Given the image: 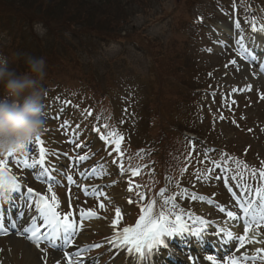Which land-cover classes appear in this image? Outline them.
<instances>
[{"label": "rangeland", "instance_id": "1", "mask_svg": "<svg viewBox=\"0 0 264 264\" xmlns=\"http://www.w3.org/2000/svg\"><path fill=\"white\" fill-rule=\"evenodd\" d=\"M126 1L127 23L98 42L74 33L79 32L75 28L55 34L56 21L46 27L45 18L54 14L51 0H0V57L9 67L23 71L25 54L53 53L41 81L46 120L41 137L50 156L61 148L80 157L93 172L89 179L106 184L99 189L108 204L72 190V209L101 215L100 229L85 231L86 242L106 230L104 216L131 200L152 219L160 211L168 221L177 213L196 228L218 226L227 212H238L231 191L246 199L252 221L256 216L251 224L264 252L256 195L257 187L264 188L259 175L264 171V79L238 53L244 54L247 40H242L250 26L264 25V0ZM137 3L143 7L132 10ZM111 10L115 17L120 9ZM105 23H99L102 30ZM131 169L141 178L129 191L126 172ZM236 233L232 238L241 229ZM6 243L7 238L0 240V263L7 258L9 264H25L22 248L8 255Z\"/></svg>", "mask_w": 264, "mask_h": 264}, {"label": "clouds", "instance_id": "2", "mask_svg": "<svg viewBox=\"0 0 264 264\" xmlns=\"http://www.w3.org/2000/svg\"><path fill=\"white\" fill-rule=\"evenodd\" d=\"M15 60L20 59L16 54ZM25 68L9 67V60L0 57V159L22 155L37 137L43 135L46 120L42 108L45 91L43 57L25 54ZM0 200L11 196L7 176L0 178Z\"/></svg>", "mask_w": 264, "mask_h": 264}, {"label": "snow or ice", "instance_id": "3", "mask_svg": "<svg viewBox=\"0 0 264 264\" xmlns=\"http://www.w3.org/2000/svg\"><path fill=\"white\" fill-rule=\"evenodd\" d=\"M235 63V61H233ZM36 143L42 145L43 141L40 137L36 138ZM40 160L38 162L34 161L33 165H29L28 161L25 160V166H35L36 163L43 164L44 156H45V149L40 147ZM261 179H264V171L259 173ZM7 176L10 184L9 189L10 191L19 190L21 185L17 182L15 176L10 174V170L6 167L5 161L0 159V178ZM69 180L72 178L69 176ZM2 183V180H0ZM51 190V189H49ZM28 193H32L36 197H39L36 201V206L39 209L41 215L44 219L43 227L46 229H50L51 236L53 238L59 236L60 233L64 234V242L66 245L73 244V235L76 232V223L75 220L70 221L67 214L63 216L57 210L58 204L49 202L48 198L41 195L39 192H35L32 188L27 189ZM256 195L261 200L260 211H259V220L264 221V188L257 187ZM242 211L245 214H248L250 211V207H242ZM120 212L117 209V216L119 217ZM227 216L235 220L237 217L232 211L227 212ZM256 216H253V221L255 222ZM114 224L118 223V220L113 222ZM203 223V221H201ZM245 223H249V221H245ZM248 229L245 228V231ZM25 231H28L27 229ZM188 231L187 225L180 222V218L177 217L176 223L173 224L171 221L167 219H160V220H153L151 217L141 216L140 221L136 224L135 228H124L122 233H117L116 241L113 243H119L122 245H129L131 250H134L137 253L143 254L144 250L147 248L148 251H151L153 247L157 244H162L163 241L161 237L164 234L172 235L173 233H182ZM193 235H199V230L191 231ZM41 233V235H48V232H41L40 227H35L32 232V237H37V234ZM227 238H232V233H227ZM244 237H240L241 243L243 242ZM51 242V241H50ZM37 243L39 240L37 239ZM95 247H99L100 245H94ZM53 247L55 248L56 245L53 243ZM66 256H69L68 252H65ZM208 260L215 264L214 257L209 256L207 257ZM247 259V257H245ZM69 264H73L71 258L69 260ZM79 264V261L76 262ZM230 264H238L237 261L233 260Z\"/></svg>", "mask_w": 264, "mask_h": 264}, {"label": "trees", "instance_id": "4", "mask_svg": "<svg viewBox=\"0 0 264 264\" xmlns=\"http://www.w3.org/2000/svg\"><path fill=\"white\" fill-rule=\"evenodd\" d=\"M8 1V0H7ZM135 1V0H133ZM44 2V0H43ZM49 2V0H47ZM53 4L52 8L49 7L50 12L54 14L50 18H45L46 27H48L49 22L56 21L57 27L55 28V34L60 32H70L69 29L75 28L79 32V35L88 36L89 39L96 41H107L110 38V33L114 29H120L124 26L127 18L124 17V8H128V2L126 0H51ZM57 2V3H55ZM20 4V3H19ZM18 4V6H19ZM110 5V10L107 7ZM116 5L120 10L117 16L115 10H111V7ZM132 10L141 9L143 6L136 4ZM140 7V8H139ZM115 9V7H114ZM118 16H121L118 18ZM123 16V17H122ZM35 17V16H33ZM35 19H37L35 17ZM42 18L39 20L41 22ZM105 23V30L99 27V23ZM111 22L112 25H108ZM44 24V23H43ZM108 26H111L108 28ZM113 27V28H112ZM122 28V27H121ZM109 29V30H108ZM111 30V31H110ZM121 32V31H119ZM108 33V34H107ZM106 34L108 36H106ZM49 45H47L48 48ZM57 52V49H55ZM60 50L54 58H58L60 55ZM49 62V58L53 57L52 52H48L46 55L40 56ZM48 65V64H47Z\"/></svg>", "mask_w": 264, "mask_h": 264}, {"label": "bare ground", "instance_id": "5", "mask_svg": "<svg viewBox=\"0 0 264 264\" xmlns=\"http://www.w3.org/2000/svg\"><path fill=\"white\" fill-rule=\"evenodd\" d=\"M247 37H250L251 39L257 41L260 40L259 37L257 36H253L251 34H247ZM261 49L263 50L264 53V38H263V46L261 47ZM261 50H259L257 53H259ZM248 85H249V81H248ZM84 188H88V186L86 184H83ZM91 190V189H90ZM245 206V205H244ZM82 218L84 219H88L87 215H85V213H82ZM107 221H109L111 224H114L113 220L110 218H105ZM91 221V220H90ZM92 223L94 222L93 220L91 221ZM91 224V223H90ZM93 225L95 226V224L93 223ZM88 226V224L86 222L80 223V229H84ZM239 226L238 221L237 220H226L225 222L222 223V225L220 226V228L224 231H226L227 233L231 232L232 234L235 233L237 231V227ZM247 231H243V237L244 240L248 243V244H258V234L254 232V230H251L249 227H247ZM114 230V229H113ZM204 234V233H202ZM208 239H211L212 236H214V234L212 233H207ZM83 235L81 233L79 234H75L74 238H73V244L67 248L66 246V250L70 255L72 254V262L73 264H76L77 261H79V264L82 263V260L80 258L77 257V254L74 251H77L75 249H77V247L80 246V244L84 241L83 240ZM220 240V239H219ZM7 248H6V253H8V255L10 254V252H12V250L17 247V248H22L25 251L26 257V263L25 264H63V262L57 257V254L55 255H51L50 257L48 256L46 259H43L41 256L36 255V251H34V248L30 245L27 246H21L20 242L18 239L14 238V237H9L7 240ZM197 249L200 248V246L196 247ZM242 252V251H241ZM264 257V256H263ZM264 259V258H263ZM262 259V260H263ZM242 262L239 260L238 264H241ZM1 264H9V261L7 260V258H5Z\"/></svg>", "mask_w": 264, "mask_h": 264}]
</instances>
